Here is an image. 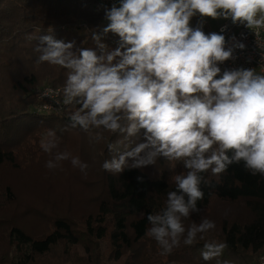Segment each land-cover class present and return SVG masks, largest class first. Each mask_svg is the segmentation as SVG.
I'll return each instance as SVG.
<instances>
[{
  "label": "clouds",
  "instance_id": "9594fccd",
  "mask_svg": "<svg viewBox=\"0 0 264 264\" xmlns=\"http://www.w3.org/2000/svg\"><path fill=\"white\" fill-rule=\"evenodd\" d=\"M194 17H199L195 27ZM205 18L231 20L258 35L264 29V0H117L104 7L106 26L91 32L95 47H77L52 34L36 37L38 62L66 70L62 103L78 105L70 126L87 133L95 129L96 141L104 132L122 136L108 144L109 151L138 139L130 150L105 160L104 171L144 169L159 158L186 169L172 178L176 190L167 193L165 206L147 216L146 235L161 255H170L181 241L191 246L204 240L215 229L206 218L187 228L183 223L199 211L200 186L209 183L205 174L218 176L243 162L251 175L264 177V75L243 67L221 74L220 65L235 60V50L245 45L232 37L228 46L226 26L206 34ZM108 34L118 38L115 48L103 42ZM41 147L49 154L58 147L54 131ZM69 159L87 176L89 165L67 151L56 153L46 167ZM137 182L143 183V176ZM226 247L205 242L202 259L217 258Z\"/></svg>",
  "mask_w": 264,
  "mask_h": 264
},
{
  "label": "trees",
  "instance_id": "16d2710c",
  "mask_svg": "<svg viewBox=\"0 0 264 264\" xmlns=\"http://www.w3.org/2000/svg\"><path fill=\"white\" fill-rule=\"evenodd\" d=\"M104 7L111 6L102 0H0V168H47L54 155L44 152L41 142L48 139L49 130L65 142L71 157L89 165L85 176L70 159L60 161L56 169L66 168L80 190L63 174L61 198L40 197L34 206L22 203L10 182L4 184L0 264H259L264 254V177L251 175L243 162L218 176L205 174L209 183L200 186L204 196L197 202L199 211L183 221L187 228L206 218L215 222V229L204 240L198 238L191 246L181 241L170 255H161L146 235L147 216L159 212L167 193L176 190L161 177L169 162L159 158L144 169L106 172L103 162L130 150L138 139L109 151L108 144L123 137L104 132L96 141L95 129L87 133L72 128L69 117L78 105L60 113L38 112L45 101L39 95L44 87L60 89L63 97L66 70L38 62L36 37L52 34L75 41L77 47H95L91 32L106 26ZM117 39L108 34L103 42L111 49ZM138 176L143 183L137 182ZM5 204L12 206L11 213L3 212ZM20 204L31 207L23 211ZM211 241L227 247L221 256L204 261L201 250Z\"/></svg>",
  "mask_w": 264,
  "mask_h": 264
},
{
  "label": "rangeland",
  "instance_id": "374dc122",
  "mask_svg": "<svg viewBox=\"0 0 264 264\" xmlns=\"http://www.w3.org/2000/svg\"><path fill=\"white\" fill-rule=\"evenodd\" d=\"M205 19L209 21V29L217 28L223 20L222 18L218 20H212L211 18ZM47 89L53 90L54 92L60 91V89L44 87L39 91L40 99L42 98V93L44 94ZM59 95L61 96V92L59 93ZM59 95H57L55 98L53 97V99H51L52 96L43 98L45 101L44 104L42 103V107H44L45 103L48 104V109L44 110L43 113H60L67 107L62 103L63 97H60ZM55 101H58V103L56 104ZM42 107H38V109H42ZM74 141L75 140H72L71 143H73ZM64 144L65 142L59 140L58 147L56 149H53V155L58 152H65L66 149ZM182 172H186V169H184L182 163L169 162V168L166 171H162L161 177L165 182H173L172 178L174 177V175L180 174ZM63 174H66L67 179L73 184L71 186L72 188L80 190V187L77 186L72 175L68 173L66 168L65 170L61 171L57 170L56 168L53 170H50L48 168H40L39 170H37L35 168V171H33L27 164L24 165L23 168L20 167L18 170L9 165H5L0 168V192H2L4 184L10 182L12 188H14L15 192L18 193L21 202L34 206L39 202L40 197H45L49 200L61 198L66 184ZM1 203H3V201ZM4 206L5 207L2 209L4 213L8 214L12 212V206H7L6 204ZM20 206L23 211H26V208L31 207L21 204ZM57 207L60 209L59 206H54V209H56ZM105 249L106 245L103 243L102 251L104 252Z\"/></svg>",
  "mask_w": 264,
  "mask_h": 264
},
{
  "label": "built area",
  "instance_id": "2783aa9c",
  "mask_svg": "<svg viewBox=\"0 0 264 264\" xmlns=\"http://www.w3.org/2000/svg\"><path fill=\"white\" fill-rule=\"evenodd\" d=\"M117 0H102V3L107 6H112L113 3ZM191 26L195 27L197 24V17H194L190 21ZM226 26V31L222 34L225 35L226 40L228 41V46L232 44V37H235L237 41L245 45L244 50L236 49L234 52L235 60H228L224 62L221 67V74L225 69H236V68H245V69H255L257 74L264 75V29L259 30L257 35L254 30L247 29L242 25H233L231 20H222L219 26L215 29H209V21L205 19L204 23V32L207 33H220L222 27ZM207 29V30H206ZM59 92H54L53 90L47 89L45 93H42V98L52 96L55 98L59 95ZM60 96V95H59ZM57 104L58 101H55ZM48 104L45 103L42 109H38L40 113H43L44 110L48 109ZM40 107V108H41ZM50 108V107H49ZM49 112V111H47ZM259 264H264V254L258 259Z\"/></svg>",
  "mask_w": 264,
  "mask_h": 264
}]
</instances>
